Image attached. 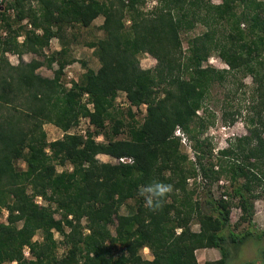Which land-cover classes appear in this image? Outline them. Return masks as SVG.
<instances>
[{
	"label": "trees",
	"instance_id": "obj_1",
	"mask_svg": "<svg viewBox=\"0 0 264 264\" xmlns=\"http://www.w3.org/2000/svg\"><path fill=\"white\" fill-rule=\"evenodd\" d=\"M144 3L0 0V209L6 211L0 264H198L199 248L219 252L203 264H225L226 243L264 241V231H232L229 200L209 192L197 200L196 187L187 188L196 172L208 184L223 177L229 186L225 194L239 209L237 223L251 225L256 187L264 184V0H155L147 9ZM98 15L101 36L86 43L98 66L81 60L84 70L67 85L63 70L75 59L65 31L87 27ZM196 22L205 30L183 47L180 33ZM52 38L59 48L46 54ZM142 53L155 60L153 67H140ZM7 54L16 56L15 64ZM24 54L33 57L23 60ZM211 54L226 68L203 65ZM52 64L51 76L36 71ZM236 74L251 82L245 133L233 137L216 161H203L210 151L199 137L210 122L204 101L227 75ZM118 92L126 101L127 121L115 107ZM141 105L144 113L137 120ZM80 117L89 122L84 136L68 133ZM44 123L59 129L60 137L48 141ZM121 128L126 137L115 138ZM176 128L188 138L198 136L194 162L179 151ZM98 134L102 141L94 139ZM99 154L130 162L100 161ZM156 182L172 191L152 210L146 189ZM36 232L39 239H33ZM143 247L150 258L142 257ZM260 254L264 260V246Z\"/></svg>",
	"mask_w": 264,
	"mask_h": 264
},
{
	"label": "rangeland",
	"instance_id": "obj_2",
	"mask_svg": "<svg viewBox=\"0 0 264 264\" xmlns=\"http://www.w3.org/2000/svg\"><path fill=\"white\" fill-rule=\"evenodd\" d=\"M219 0H211L212 3H217ZM34 5V2H31ZM155 3V0H145L144 8L147 9ZM102 21V17L98 15L95 17L92 22L87 27H77L67 28L65 31V42L68 49V53L71 57H74L75 61L68 64L64 68V74L62 80L67 82L70 79L76 78L84 70L80 65V61H85L86 66L95 69L98 66L96 57L93 55L91 48L86 44L89 41H92L101 36V31L99 29V24ZM127 23V22H126ZM205 30V26L199 22L194 23L192 28L180 33L182 46H186V41L188 38L201 33ZM18 40H21V37H18ZM59 48V42L56 38H52L48 46L43 49L44 53L48 54L50 51L56 50ZM8 60L10 63L15 64L17 58L14 54H7ZM30 57H33L32 54H24L22 56L23 60H28ZM39 58V57H37ZM139 65L142 68H151L155 64V60L148 54L142 53L138 55ZM209 64L215 68H226L222 61L216 56V54H211L203 65ZM55 65L52 64L51 68L42 65L36 69L38 73L44 76L52 75V68ZM241 82L239 87L238 83ZM251 86L249 76H241L236 74L235 76H226L225 80L220 83L219 86H214L210 91L209 96L205 99L204 104L207 108L208 113L204 117L209 116L207 126L201 131L200 138H204V141L209 143L210 151L206 153L203 161H216V157L220 155V150L225 148L233 137L239 136L245 133V126L243 124V119L246 114V108L248 104V93ZM115 107L120 109L123 112V119L127 121V116L125 113L126 110V101L121 92H118L115 97ZM135 108H133V111ZM144 113V105H141L137 111L135 110V118L141 120V117ZM202 110H198L200 115ZM84 122L80 123V125ZM42 128L45 132L46 139L48 141L59 138L61 131L57 129L50 123H44ZM87 128H85L86 130ZM125 128H121V132L115 135V138L126 137ZM174 134L179 137V151L186 155L188 163L195 161V151L194 147L196 141H198V136L193 138H188V136L181 132L178 128L175 129ZM264 138V132L262 134ZM94 139L97 141H102L103 136L101 134L95 135ZM205 149V148H204ZM198 153L200 151L196 150ZM97 158L100 161L113 162L109 156L104 154L97 155ZM17 166L23 167L24 164L22 161L18 160L16 162ZM196 167V164H194ZM56 171L62 169L61 166H56ZM65 168H69V165H66ZM196 187L194 197L197 200H202L206 197L207 192L209 195L217 199L219 197L229 200V224L234 233L240 234L246 228L251 229L252 231H264V184L258 185L256 187V192L258 197L253 200L252 205V216H251V225L248 226L245 222L237 223V218L239 215V209L235 204L234 199H230L225 192L229 191V186L227 181L223 177H219L215 182L208 184L204 182L199 173L193 177L187 179V188ZM35 202L39 205H44V202L40 198H35ZM129 203H132L129 200ZM120 212L124 213L126 211L125 206L120 207ZM6 211L0 209V221H5ZM55 217H58V214H54ZM112 229V227H110ZM190 228L192 230H197L198 225L194 222L191 223ZM54 238L57 241H60L58 234L54 233ZM33 239H39V233L33 236ZM264 246V241H256L253 238H247L237 247H233L231 243H226V247L229 251V255L226 258L225 264H243L247 261L253 262V264H264V260L260 254L262 247ZM146 248V247H145ZM63 251V246L58 242L56 253L60 255ZM22 252L24 256H28V250L26 246L22 247ZM141 255L144 258H150L148 249H141ZM195 258L198 264H203L206 261H213L219 257V252L215 248H199L194 251ZM8 264V263H2ZM10 264H13L10 263Z\"/></svg>",
	"mask_w": 264,
	"mask_h": 264
},
{
	"label": "clouds",
	"instance_id": "obj_3",
	"mask_svg": "<svg viewBox=\"0 0 264 264\" xmlns=\"http://www.w3.org/2000/svg\"><path fill=\"white\" fill-rule=\"evenodd\" d=\"M146 191L151 194L147 197L146 204L150 209L155 210V208L159 206L162 198L172 191V186L156 182L150 185ZM140 195H144V192H141Z\"/></svg>",
	"mask_w": 264,
	"mask_h": 264
},
{
	"label": "built area",
	"instance_id": "obj_4",
	"mask_svg": "<svg viewBox=\"0 0 264 264\" xmlns=\"http://www.w3.org/2000/svg\"><path fill=\"white\" fill-rule=\"evenodd\" d=\"M85 99H86V94H83L82 100L84 101ZM86 106L90 107L91 104L86 103ZM82 122H84V124L80 125V123H82ZM88 125H89L88 118L87 117H80L78 119V122L68 129V133H77V134L84 136L85 128ZM113 160H114L113 162H130V158H128V157H119V158H114ZM37 198H39V197H37Z\"/></svg>",
	"mask_w": 264,
	"mask_h": 264
},
{
	"label": "crops",
	"instance_id": "obj_5",
	"mask_svg": "<svg viewBox=\"0 0 264 264\" xmlns=\"http://www.w3.org/2000/svg\"><path fill=\"white\" fill-rule=\"evenodd\" d=\"M67 66V65H66ZM144 249H146L145 247H144Z\"/></svg>",
	"mask_w": 264,
	"mask_h": 264
}]
</instances>
